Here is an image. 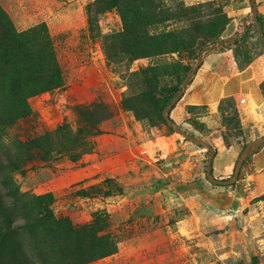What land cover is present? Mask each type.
I'll return each instance as SVG.
<instances>
[{
  "label": "rangeland",
  "instance_id": "374dc122",
  "mask_svg": "<svg viewBox=\"0 0 264 264\" xmlns=\"http://www.w3.org/2000/svg\"><path fill=\"white\" fill-rule=\"evenodd\" d=\"M117 2L0 0V198L16 229L10 243L26 264H264V145L249 149L235 183H211L208 150L154 106L193 66L200 39L146 57L122 51L136 37L162 36L170 47L189 23L217 20L219 40L230 38L251 18L250 1ZM255 3L259 19L197 69L230 94L192 107L184 91L169 113L213 147L211 175L223 181L264 136V0ZM36 208L93 243L61 240L35 224Z\"/></svg>",
  "mask_w": 264,
  "mask_h": 264
},
{
  "label": "trees",
  "instance_id": "16d2710c",
  "mask_svg": "<svg viewBox=\"0 0 264 264\" xmlns=\"http://www.w3.org/2000/svg\"><path fill=\"white\" fill-rule=\"evenodd\" d=\"M98 1H101V3L105 5L106 9L112 8V7L119 8L118 6L119 4L117 0H98ZM186 9L193 10V8H186ZM214 14H216L217 16V12H215ZM183 16L186 19L192 18V17L187 16V14H184ZM257 19H259L258 16H257ZM219 27L220 26L217 20L211 23H207L204 25H198V26H194L191 23H189L188 27L187 26L183 27V28H186L183 30V33L185 34L184 36L182 35L179 38L175 36V38H173L172 37L173 35H169L170 37L174 39L173 45L170 47H165L167 46V40L163 41L162 36L136 37V38H132L130 41L124 42L125 44L122 43V48H123L122 51L127 50V53L130 56L129 58H132V59L138 58V57H146V56L164 53L169 50H175V48L192 47L194 38L200 39V42H201L200 49H201L202 47L206 45L219 41V37H217V34H219L220 32ZM246 29H248L247 25L245 26V30ZM239 39L236 40L232 44L222 45L220 48L221 49L227 48V47L229 48L231 45H235L239 41ZM197 56L198 55H196V57L194 58L196 59ZM190 69H191V66L187 65L182 71V76L177 79L176 83L168 87V89H165V91H162L158 95V97L154 99L155 109L161 118H162L163 110L177 95L178 87ZM174 106L172 107V109L174 108ZM170 122H173L170 119V117H169L168 122L164 121V123H166L169 127H171ZM233 169H234V166H233ZM211 172H212V168H211ZM6 206L7 205H5L2 199L0 198V214H1L0 216V264H26L25 260H23L21 257L18 256L19 253L16 247H14L10 243L11 235L13 233H16V229L14 228V226H12L11 212L7 213L8 209ZM37 210L38 209L36 208V212H34V217L32 218L35 224L47 226L53 232L57 231L58 234H60L61 240L63 241L70 240L74 242H80V243H84L85 245H90L93 243L92 238L89 237L91 235L87 234L86 232H83L81 230H73L69 224H66L67 228L66 230H63V226L60 224V222H56L55 220L49 218L48 210H47V214L41 217H40L41 213H39ZM31 227L34 228V225H31ZM105 253L106 252L99 253L98 255H94L92 257L103 256L105 255Z\"/></svg>",
  "mask_w": 264,
  "mask_h": 264
},
{
  "label": "water",
  "instance_id": "95a60500",
  "mask_svg": "<svg viewBox=\"0 0 264 264\" xmlns=\"http://www.w3.org/2000/svg\"><path fill=\"white\" fill-rule=\"evenodd\" d=\"M250 1V7H251V18H245L241 21L240 26H239V31L233 35L230 38H225L219 41H216L212 44L206 45L204 47H202L198 53V56L193 64V66L191 67V69L188 71V73L185 75V77L183 78L181 84L178 87V93L175 96V98L166 106V108L163 110L162 112V118L164 121H169V111L172 109V107L176 104V102L179 100V98L182 97L183 92L185 91L190 79L193 77V75L195 74V72L197 71V69L200 67L201 62L203 60V57L205 54H207L208 52L214 51V50H218L220 49V47L222 45H228V44H232L234 43L236 40H238L242 35L243 32L245 31V26L249 23H252L254 21H256L258 12H257V7H256V3L255 0H249ZM170 126L173 130L181 133L185 138H187L189 141H191L192 143L200 146V147H204L208 150L209 155L207 157L206 163H205V176L208 179L209 182L214 183V184H219V185H223V186H227V185H231L233 183L236 182L237 180V176H238V172L241 168V165L243 163V161L246 159V157L248 156V152L249 149L253 146H257V147H261L264 145V136L253 140L252 142H250L242 151V153L239 155L238 160L236 161L235 165H234V169H233V176L231 179L229 180H218L212 177L211 175V163H212V159L214 157V149L213 147L206 141L199 139V138H195L193 136H190L188 134H186L185 132L179 130L176 125L173 122H170Z\"/></svg>",
  "mask_w": 264,
  "mask_h": 264
},
{
  "label": "crops",
  "instance_id": "0c3cea01",
  "mask_svg": "<svg viewBox=\"0 0 264 264\" xmlns=\"http://www.w3.org/2000/svg\"><path fill=\"white\" fill-rule=\"evenodd\" d=\"M239 74L238 75L240 77L241 73H239ZM210 77H211L210 74L203 73V72H201V70H199V72L197 71V73L194 74V76H193L191 82L189 83V85L187 86V88L185 90V94H184L185 101L188 105L198 106V105H203V104H206V105L210 104L209 101H210L211 97L217 95L218 92L220 93L219 97L223 96L225 94H230V92H229L230 86H228V87L222 86V89L221 88H215V86L212 87L211 81L214 82V79L212 80ZM223 79H226V77H224ZM227 80H228V78H227ZM223 85H225V83ZM227 92H229V93H227ZM237 199H239V198H237ZM244 201H246V200H244Z\"/></svg>",
  "mask_w": 264,
  "mask_h": 264
}]
</instances>
